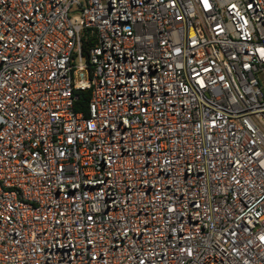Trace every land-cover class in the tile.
<instances>
[{
	"label": "built area",
	"instance_id": "built-area-1",
	"mask_svg": "<svg viewBox=\"0 0 264 264\" xmlns=\"http://www.w3.org/2000/svg\"><path fill=\"white\" fill-rule=\"evenodd\" d=\"M0 264H264V0H0Z\"/></svg>",
	"mask_w": 264,
	"mask_h": 264
},
{
	"label": "trees",
	"instance_id": "trees-1",
	"mask_svg": "<svg viewBox=\"0 0 264 264\" xmlns=\"http://www.w3.org/2000/svg\"><path fill=\"white\" fill-rule=\"evenodd\" d=\"M83 42L84 49H87L89 46L95 43V38H91L88 34L83 33ZM89 99V92H82L79 100L76 102V110L82 109L84 112H87V101Z\"/></svg>",
	"mask_w": 264,
	"mask_h": 264
}]
</instances>
